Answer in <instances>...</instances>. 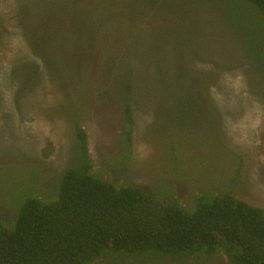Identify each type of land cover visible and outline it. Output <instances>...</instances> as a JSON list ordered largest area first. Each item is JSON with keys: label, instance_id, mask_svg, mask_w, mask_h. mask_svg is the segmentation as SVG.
Masks as SVG:
<instances>
[{"label": "rangeland", "instance_id": "1", "mask_svg": "<svg viewBox=\"0 0 264 264\" xmlns=\"http://www.w3.org/2000/svg\"><path fill=\"white\" fill-rule=\"evenodd\" d=\"M76 126L92 173L118 187L188 211L197 196L226 193L264 208L263 15L246 0H0L7 228L27 198L58 199L61 176L82 158ZM92 264L230 261L107 253Z\"/></svg>", "mask_w": 264, "mask_h": 264}, {"label": "trees", "instance_id": "2", "mask_svg": "<svg viewBox=\"0 0 264 264\" xmlns=\"http://www.w3.org/2000/svg\"><path fill=\"white\" fill-rule=\"evenodd\" d=\"M246 1L264 17V0ZM124 113L129 144L128 104ZM76 137L82 158L61 176L58 199L27 198L13 229L0 220V264H92L107 253L217 252L230 264H264V208L226 193L197 196L196 209L188 211L176 199L163 203L139 187H118L92 173L87 135L78 126Z\"/></svg>", "mask_w": 264, "mask_h": 264}]
</instances>
